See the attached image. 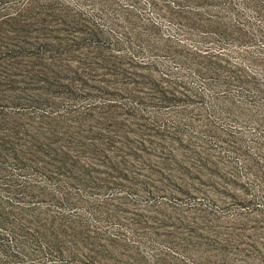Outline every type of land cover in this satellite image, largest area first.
I'll use <instances>...</instances> for the list:
<instances>
[{
    "label": "rangeland",
    "instance_id": "1",
    "mask_svg": "<svg viewBox=\"0 0 264 264\" xmlns=\"http://www.w3.org/2000/svg\"><path fill=\"white\" fill-rule=\"evenodd\" d=\"M0 264H264V0H0Z\"/></svg>",
    "mask_w": 264,
    "mask_h": 264
}]
</instances>
